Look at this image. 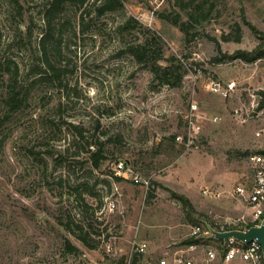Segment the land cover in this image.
<instances>
[{
	"label": "rangeland",
	"instance_id": "1",
	"mask_svg": "<svg viewBox=\"0 0 264 264\" xmlns=\"http://www.w3.org/2000/svg\"><path fill=\"white\" fill-rule=\"evenodd\" d=\"M122 1L102 14L101 0L68 4L48 47L58 75L32 84L31 68L44 67L49 0H0V264H127L134 240L150 244L143 259L161 258L187 245L193 225L245 211L236 188L251 181L247 155L264 148L255 136L264 58H216L261 43L244 21L264 31V0H215L189 36L162 17L186 18L175 0ZM131 18L138 27H124ZM236 22L241 40L225 41ZM147 39L161 47L159 63L182 64L180 84L159 83L130 53ZM211 78L235 81L234 92L210 91ZM12 89L25 100L17 109L6 101ZM193 103L203 119L188 146ZM90 148L105 156L98 167ZM119 161L142 183L124 179ZM172 190L190 199V212ZM220 244L209 240L194 256Z\"/></svg>",
	"mask_w": 264,
	"mask_h": 264
},
{
	"label": "trees",
	"instance_id": "2",
	"mask_svg": "<svg viewBox=\"0 0 264 264\" xmlns=\"http://www.w3.org/2000/svg\"><path fill=\"white\" fill-rule=\"evenodd\" d=\"M15 2H18V0H14ZM176 5L185 13L186 18L182 17V14L180 12H173L169 14L168 16H162L165 17L167 20H169L171 23L177 25L185 34L186 36H189L192 28H197V26H201L208 22L217 7V2L215 0H175ZM223 1V0H218ZM87 0H49L47 7L44 10L43 19L45 22V31L43 34V37L40 41V48L42 54L45 55V60H43L44 67H35L31 68L30 72L31 74L37 75V78H34L32 81V84H35L39 81H45V80H51L53 79V76H57L58 72L55 68L54 64L52 63L51 58L49 57L48 47L49 43H51L56 25L58 24L57 18L60 17V15L64 12L66 6L68 4H77V5H83L86 3ZM123 1L122 0H101L100 4L97 6V11L99 14H102L109 10H114L118 8L119 6H122ZM252 31L255 33V35L258 36V39L261 40V43H259L254 49L252 50H236L233 54L228 55L226 53L222 54V56L216 59H224V58H240L247 61H256L259 58H264V31L259 30L254 24L248 22L245 20ZM132 27L136 28L139 26V21L135 18H131L128 20L124 25V27H128L131 25ZM234 35L233 34H226L223 36V39L225 41H237L239 42L241 40L242 35V27L239 22H236L234 24ZM130 53L137 59L138 62L143 63L146 65L154 74L155 79L161 83V84H167V85H178L180 84L181 80L184 77V72L182 71V64L177 60V58H173L172 62L167 65H163L159 63V59L162 57V50L161 47L158 45H153V42L149 39L146 41L136 44L130 48ZM13 87V86H11ZM10 95L7 97L6 101L7 104L10 105L12 109H17L22 105V103L25 101L24 98H22L18 92H15V89L11 90ZM261 94V100L259 102V108L264 107V90L260 91ZM81 136L83 135L82 132H78ZM91 151L90 159H92V162L95 167H98L100 164L101 159H103L105 156H103L102 149L99 148L98 151L93 152V150L90 148ZM172 196L176 197L178 199H181L183 201V205L188 212H190L193 209V205L190 201V199L184 195L177 193L175 191H171ZM71 223H66V228L68 230H71ZM82 228L81 226H79ZM80 240H82L86 245H89L93 247L92 244H90L86 238L85 235L78 234L77 235ZM211 237L208 236H202V237H195L191 236L187 240H183L182 243L190 244L192 242H203L206 240H209ZM223 243V242H222ZM220 244L219 248L222 250V252L225 251V246L223 244ZM72 250L76 249L74 246L71 248Z\"/></svg>",
	"mask_w": 264,
	"mask_h": 264
},
{
	"label": "built area",
	"instance_id": "3",
	"mask_svg": "<svg viewBox=\"0 0 264 264\" xmlns=\"http://www.w3.org/2000/svg\"><path fill=\"white\" fill-rule=\"evenodd\" d=\"M210 91L223 95L230 96L235 89V81L222 84L221 81L211 78L207 84ZM261 96V94H260ZM261 100V98H260ZM259 106V103H258ZM259 108V107H258ZM261 109V108H260ZM197 105L191 104V111L188 115V132L186 135V144L189 146L194 142L195 136L200 129L197 122L202 115L197 113ZM264 114V107L259 112ZM255 136L257 138L264 137V126L259 127ZM263 150V152H260ZM248 168L251 172V181L245 186L240 185L236 188V194L239 195L244 205L243 214L230 218L227 221L218 222L215 224L207 223L196 224L191 227V236L202 237L211 235L210 226L220 230L244 229L253 225H259L264 217V148H260L250 152L247 157ZM115 170L120 173L124 179L132 178L136 183H142L140 176L132 171L124 161L117 162ZM202 192L205 195H212L213 192L208 188H203ZM107 206L110 210L116 207V200L109 199ZM224 246L225 251L219 249H208L203 257L194 256L201 246L200 243L192 242L185 247L176 249L165 258H144V255L150 251V244L146 240H134L132 249L133 254L127 264H216L220 260L223 264H264V252L261 244L257 240L250 242L240 241L234 238H229L227 241L219 240Z\"/></svg>",
	"mask_w": 264,
	"mask_h": 264
},
{
	"label": "water",
	"instance_id": "4",
	"mask_svg": "<svg viewBox=\"0 0 264 264\" xmlns=\"http://www.w3.org/2000/svg\"><path fill=\"white\" fill-rule=\"evenodd\" d=\"M260 152H263V150H261ZM210 230V237L217 240L227 241L229 238H234L246 242L257 240L261 244L264 252V217L259 225H253L244 229H230L220 231L210 226Z\"/></svg>",
	"mask_w": 264,
	"mask_h": 264
},
{
	"label": "crops",
	"instance_id": "5",
	"mask_svg": "<svg viewBox=\"0 0 264 264\" xmlns=\"http://www.w3.org/2000/svg\"><path fill=\"white\" fill-rule=\"evenodd\" d=\"M247 184H248V183H245V184H242V185H245V186H246ZM213 194L216 195L215 193H213ZM238 198H240V197L238 196ZM240 199H241V198H240ZM241 201H242V200H241ZM242 203H243V201H242ZM209 240H217V239L210 238ZM209 240L203 241V243H206V242H208ZM217 241H219V240H217ZM219 242H220V241H219ZM203 243H202V244H203ZM202 244H201V245H202ZM165 257H167V256H165ZM165 257H161V258H165ZM156 259H160V258H156Z\"/></svg>",
	"mask_w": 264,
	"mask_h": 264
}]
</instances>
